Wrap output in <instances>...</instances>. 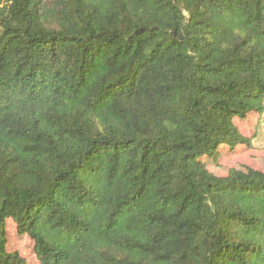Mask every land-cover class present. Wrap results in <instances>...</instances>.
I'll use <instances>...</instances> for the list:
<instances>
[{"label":"trees","instance_id":"16d2710c","mask_svg":"<svg viewBox=\"0 0 264 264\" xmlns=\"http://www.w3.org/2000/svg\"><path fill=\"white\" fill-rule=\"evenodd\" d=\"M252 115L264 0H0V264H264Z\"/></svg>","mask_w":264,"mask_h":264},{"label":"rangeland","instance_id":"374dc122","mask_svg":"<svg viewBox=\"0 0 264 264\" xmlns=\"http://www.w3.org/2000/svg\"><path fill=\"white\" fill-rule=\"evenodd\" d=\"M234 123L246 137L251 138V147L242 146L235 151L224 148L213 157L214 164L209 169L219 175H226L233 167L245 171H264V116L260 119L257 115H252L245 120L236 119ZM7 233L9 251L20 252L29 264H39L32 241L17 234L12 218L7 222Z\"/></svg>","mask_w":264,"mask_h":264}]
</instances>
